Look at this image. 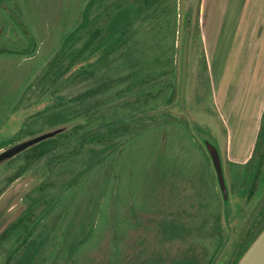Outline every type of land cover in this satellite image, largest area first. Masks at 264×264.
<instances>
[{
    "label": "rangeland",
    "instance_id": "1",
    "mask_svg": "<svg viewBox=\"0 0 264 264\" xmlns=\"http://www.w3.org/2000/svg\"><path fill=\"white\" fill-rule=\"evenodd\" d=\"M2 1L19 10L29 31L0 8V49H27L31 37L38 47L30 58L0 53V153L62 131L0 163V264H17L32 243L30 264H231L264 214V145L257 155L263 178L253 180L248 197L245 166L231 159L251 148L248 118L257 88L248 97L244 89L236 102L228 96L239 115L228 124L231 152L221 120L228 117L217 104V90L220 96L237 90L226 88L229 76L250 81L252 60L236 47L235 27L220 48L229 65L218 69L215 82L201 41L204 0H178L180 73L170 85L169 57L161 58L154 26L162 20L172 32L173 17H160L170 2L98 0L90 26L73 34L87 0ZM219 1L207 0L205 9L227 17ZM124 11L136 17L132 35L102 57L100 39ZM171 100L151 119L100 130L106 121ZM203 139L222 154L227 201ZM178 225L186 234L167 239Z\"/></svg>",
    "mask_w": 264,
    "mask_h": 264
},
{
    "label": "trees",
    "instance_id": "2",
    "mask_svg": "<svg viewBox=\"0 0 264 264\" xmlns=\"http://www.w3.org/2000/svg\"><path fill=\"white\" fill-rule=\"evenodd\" d=\"M96 1H98V0H87L85 7L83 9V12H82V20H81L79 26L73 31V34H77L80 31L85 30L90 26L91 11H92V7ZM161 2H164L166 4L168 2H170V4H172V6H171V10L169 11L168 14L162 13L160 17L165 19V16H169V17H173V19H174L173 24L171 25V31L172 32L170 34H169V30L168 31L165 30L166 26L164 25L162 20L154 25L155 28L158 30V37L160 39V48H161L162 52H164V54H163L164 56L161 58L162 59L166 58V56L169 57V63L168 64H169V68L171 69V72H172L170 74L169 84L171 83L170 85H172V83L175 81L177 75L180 73L178 71V70H180L179 69L180 65L178 64V62L176 63V60H175L176 55H177V51L179 50L177 48V39H176V29H177L178 17H179L178 0H154L155 4L161 3ZM0 8L4 12H6L8 10L11 11V13L16 17V19L18 21L16 28H21V30H23L25 35L28 34V31H29L28 27H27L26 23H24L22 16L19 14V12H18L19 10L16 11L13 9H8L2 0H0ZM124 14H125V18L123 20H121L120 22L115 23L114 26L112 27V29L109 31V34L104 35L100 39L98 51H100L102 57L105 56L110 51L111 48L114 49V48L120 46L122 43L126 42V40H128L129 37H131V35H132L131 29L136 22L135 21L136 17H134V16L130 17L129 11H124ZM145 14H147V10H146ZM186 15L188 17V12L186 13ZM71 36H72V34H71ZM71 36L69 35L64 40L63 45H65L69 41ZM28 41H29L30 45L27 49L13 50V51L8 50V49H0V53L15 54V55H21V56H25V57L30 58L35 54L38 46H37L36 39L31 37V38H28ZM201 41L203 44V36L201 37ZM88 64L89 63L84 64V67L85 68L88 67ZM164 70L165 69H163V71ZM172 101L173 100L168 102V104L166 103L165 105L161 104L158 106H154L151 109L137 110L134 112H129V113L123 114V115H121L115 119H112V120H109V121L102 123V128L100 127V130H103V129L105 130L107 128H111V127L118 125V124L131 122L137 118L140 120L151 119L155 115L157 116L158 114L163 112V111H161L163 106L172 105L174 103ZM22 102H23V95H21V97L19 98V102H18L17 106ZM221 120L224 123V130H225V135L228 138V144H230V141H229L230 140V132H229V128H228V123L225 121V119H221ZM258 126L259 127H258V132H257L256 136H254L253 131L252 132L250 131L251 127H254V125H249V127H248L249 131L247 132L246 144L247 145L254 144V147L252 149L251 155L246 159V161L242 162V164H243V166H245V168L241 174V177L246 181V183L248 182V184H249L248 189L246 191L247 197L250 193V186H251L253 180L257 177H262V175H263L261 172V168L259 166L260 164L258 162L257 155H259V153H260L261 146L264 145V141H263V138H264V109L262 111V116H261L260 123ZM97 128H95V130L92 129L91 131H96ZM88 133H89V131H88ZM132 138H135V137H132ZM1 148H3V147H0V149ZM88 172L85 171L82 174V176L84 174H88ZM83 180H84V178L81 179L78 182V184H80V182H82ZM220 228L222 231L223 230L222 227H220ZM263 229H264V214L261 217V220L258 222V224L253 229V231L250 233V235H248L246 237L245 241L241 244V246L238 249V251L236 252L235 257H234L231 264H237L239 262V260L242 258V256L245 254V252L248 250L250 245L254 242V240L262 232ZM167 232L168 233L166 234L165 237L172 241L176 238L181 237L183 234H186L187 230H185L184 225H178V226H172L169 230H167ZM222 236H224V234H222ZM31 239H32L31 236H29L27 238L28 241H31ZM32 249H33V243L30 244L26 253H24V255L17 262V264H30L31 260L33 258ZM179 264H196V263H193L192 261L184 260V261L180 262ZM210 264H213L212 260H211Z\"/></svg>",
    "mask_w": 264,
    "mask_h": 264
},
{
    "label": "crops",
    "instance_id": "3",
    "mask_svg": "<svg viewBox=\"0 0 264 264\" xmlns=\"http://www.w3.org/2000/svg\"><path fill=\"white\" fill-rule=\"evenodd\" d=\"M219 3L222 4V11L227 13V17H219L214 10H209L210 7L206 11L207 8L205 9V7L207 5V0H204L202 4V24L204 30L203 41L205 44L207 63L210 64L214 81L216 82L218 69L219 71L222 69L225 70L229 65L228 61H225L223 58V52L220 51V48L229 45L227 44V31H229V27L231 29L235 27V35L238 38V45L236 47H240V50L246 56L245 59L252 60V65L247 68L248 72L251 73L248 84L244 83L245 78L242 77L243 75L241 76L238 74L236 79L229 76L231 82L226 81V88L229 89L236 86L237 90L234 89L233 92H229V90L225 88L227 91L221 96L217 90V104L224 110V113H226L228 117V120L225 119L226 122L233 125L235 122H239L237 119L239 115L236 114L234 108L230 106L228 96L232 97V95H234L233 99L235 98L234 102H236L239 100L240 94L246 92L243 91L244 89L249 90L247 97L251 96V86L255 85L257 90L253 96L254 104L252 105V114L249 116L248 120L251 121L250 125H254V127H251L250 131H253L254 136H256L262 111L264 109V0H233L231 2L230 0H224V2L219 1ZM226 22L229 23L227 27ZM233 22L236 23L233 24ZM232 25L233 27H231ZM208 26H210V28H208ZM211 26H213V28ZM237 55L235 57L236 59H233L234 61L237 60ZM231 70L232 69L229 68L228 71ZM245 86H248L249 88H246ZM215 88H217L216 84ZM227 92L229 94H227ZM257 94L258 97L256 98ZM243 100H245V97ZM248 131L249 129L247 132ZM232 139L233 134H230V152L232 151ZM253 147L254 144H251V148H249L247 153L245 152V156L242 158L236 157L235 159L231 156L232 159L240 163L246 161L251 155Z\"/></svg>",
    "mask_w": 264,
    "mask_h": 264
},
{
    "label": "water",
    "instance_id": "4",
    "mask_svg": "<svg viewBox=\"0 0 264 264\" xmlns=\"http://www.w3.org/2000/svg\"><path fill=\"white\" fill-rule=\"evenodd\" d=\"M62 129H58L52 132H48L37 136L32 139H28L24 142L18 143L11 147L10 149L3 151L0 153V163L6 161L15 155L23 152L24 150L46 140L49 138L54 137L56 134L60 133ZM204 145L211 156L213 166L217 175L218 184L220 187V191L224 197V200L227 201L228 199V189L225 182L223 166L221 162L220 155L218 153L217 148L210 143V141L205 140ZM237 264H264V229L262 232L257 236L254 242L250 245L248 250L242 256Z\"/></svg>",
    "mask_w": 264,
    "mask_h": 264
},
{
    "label": "flooded vegetation",
    "instance_id": "5",
    "mask_svg": "<svg viewBox=\"0 0 264 264\" xmlns=\"http://www.w3.org/2000/svg\"><path fill=\"white\" fill-rule=\"evenodd\" d=\"M204 141H205V139H203ZM211 143V142H210ZM204 144V143H203ZM214 145V144H213ZM215 146V145H214ZM204 147H205V145H204ZM216 147V146H215ZM217 148V147H216ZM205 149H206V147H205ZM217 150H218V153H219V155H220V158H221V162H222V166H223V159H222V154H221V152H220V150L217 148ZM206 151H207V149H206ZM207 153H208V151H207ZM209 154V153H208ZM209 156H210V154H209ZM210 158H211V156H210ZM212 160V159H211ZM223 171H224V167H223ZM216 173V172H215ZM216 177H217V175H216ZM224 177H225V173H224ZM218 181V180H217ZM225 182H226V180H225ZM219 185V184H218ZM219 189H220V187H219ZM228 189V188H227ZM222 194V193H221ZM228 195H229V192H228ZM223 196V195H222ZM223 199H224V197H223Z\"/></svg>",
    "mask_w": 264,
    "mask_h": 264
}]
</instances>
